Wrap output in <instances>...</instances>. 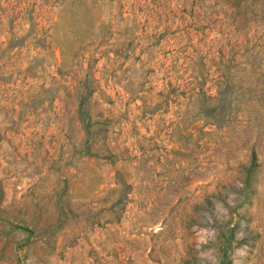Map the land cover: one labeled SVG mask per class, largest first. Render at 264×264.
I'll list each match as a JSON object with an SVG mask.
<instances>
[{
    "label": "rangeland",
    "instance_id": "obj_1",
    "mask_svg": "<svg viewBox=\"0 0 264 264\" xmlns=\"http://www.w3.org/2000/svg\"><path fill=\"white\" fill-rule=\"evenodd\" d=\"M0 264H264V0H0Z\"/></svg>",
    "mask_w": 264,
    "mask_h": 264
}]
</instances>
